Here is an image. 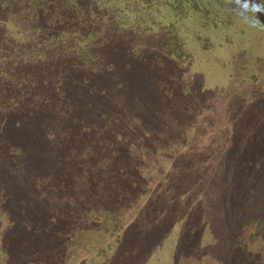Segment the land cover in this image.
<instances>
[{"label": "rangeland", "instance_id": "374dc122", "mask_svg": "<svg viewBox=\"0 0 264 264\" xmlns=\"http://www.w3.org/2000/svg\"><path fill=\"white\" fill-rule=\"evenodd\" d=\"M16 16L3 21L0 43L4 49L12 50V43L17 42ZM208 38L202 44L188 43L177 60L160 58L163 74L175 78L174 84L167 82L164 91L171 92L173 85L183 92L196 91L190 96L198 99L196 111L187 101L180 106L168 102L170 107L156 104L152 74L161 76V69L144 48L141 51L134 45L132 54L121 55L120 61L128 60L116 65L118 80L127 88L120 97L87 96L85 93L92 92L85 90L88 80L74 93L80 103L74 100L67 111L48 113L35 107L25 118L10 119L0 130V142L14 148V155L1 160L7 165L0 164V257L4 251L15 255L28 245L40 258L45 256L44 262L49 255L62 264H140L152 260L151 251L138 248L131 252L127 247L118 255L121 237L112 255L103 256L106 242L116 234L124 236L131 248L138 246L135 240L144 239L141 217L133 205L126 208L123 202L126 191L139 193L141 200L136 202L140 208L146 206L154 212L151 205H156L161 217L169 220L172 207L165 204L161 208L162 201L168 199L164 196L161 201L156 195L164 190L163 185L172 184L170 189L175 192L169 199L183 202L187 180L196 183L192 180L195 177L203 181L215 177L216 181L199 182L204 207L195 210L192 217L209 214L205 200L208 203L214 195L220 197L222 209L230 207L223 211L225 218L239 222L243 199L245 205L253 202L257 206L255 219L264 218V27H247L238 35H223L219 42ZM151 47L154 52L156 46ZM116 78L117 74L103 80L113 86ZM130 85L140 89L131 91ZM232 85L234 89L239 86V96H235L247 106L245 111L241 108L246 113L242 116L247 115V131L244 124L242 129L236 127L239 134L247 136L245 149L236 134H220L210 141L208 134H199L206 121L209 130L221 125L213 120V110L220 94L225 98L232 95L228 92ZM149 95L153 99L147 102ZM102 97L116 104H104ZM251 124L254 129L248 128ZM241 160L246 166H241ZM223 180L229 183L228 190L222 189ZM216 203L213 199L211 207ZM250 214L242 215L244 224L230 227V244L223 243L229 258L225 264L247 263L252 257L258 259L253 264H262L258 256L264 251V221H248ZM109 230L113 234H108Z\"/></svg>", "mask_w": 264, "mask_h": 264}, {"label": "trees", "instance_id": "16d2710c", "mask_svg": "<svg viewBox=\"0 0 264 264\" xmlns=\"http://www.w3.org/2000/svg\"><path fill=\"white\" fill-rule=\"evenodd\" d=\"M233 7L228 0H0V30L3 21L16 14V23L14 22L13 26L19 33L15 38L17 42L10 40L14 41L12 50L4 49L0 43V130L13 116L16 119L17 116L25 118L35 107L48 113L67 111L74 100L77 99V103H80L79 98L74 99V93L88 80L90 83L84 84L85 90L90 89L92 92L85 93L87 96L105 94L112 99H115V96L120 97L127 88L123 85L124 82L118 80L116 65L128 60L122 58L120 61L121 55L132 54L134 45L138 46L139 50L142 49L141 51L144 48L145 53L153 57L154 65L163 69L164 64L161 65L160 58L177 60L186 50L188 43L202 44L208 37H212L214 42H219L223 35H238L247 26L240 22L232 11ZM260 11L257 26L264 27V9ZM151 46H156L158 50L155 48L153 52ZM162 69L161 76L152 74V84L155 88L153 93L157 92L156 104L170 107L168 102L180 106V103L187 101L192 103L191 107L196 111L199 107L198 99L192 100L190 97L196 94V91L183 92L175 89L176 85H173L171 92H165L167 82L170 81L169 84L172 85L175 78L163 74ZM116 74L113 86L110 82L111 88L103 79H113ZM236 86L234 89L232 85L228 90L234 96L238 95L240 90L239 86ZM108 88L112 89V93ZM128 89L138 91L140 88L139 85H130ZM150 95L151 100L147 102L153 99ZM232 95L225 98L224 94H220L219 101L215 104L217 107L213 110V120L221 125L209 130L206 129V121L199 134H208V141L220 134H236L245 149L247 136L242 132L239 134L236 127L242 129L244 124L247 131V123H244L247 115L242 116L246 113L241 111V108L247 110V106L242 104L239 95L234 99ZM110 98L102 97L103 103L116 104L111 102ZM88 101L90 103V97ZM156 104L154 106H158ZM117 105L120 108L124 106ZM171 110L174 111L175 108L171 107ZM199 128L200 125L198 131ZM248 128L254 129L252 124ZM13 150V146L0 142L1 166L7 165L1 160L4 156L14 155ZM241 166H246L244 160H241ZM242 168L247 172L245 167ZM192 180L198 182L187 180L189 188L181 194L183 202L169 199L175 192L170 189L172 184L163 185L164 190L156 195L158 200L162 201L164 196L168 199L166 203L162 201L164 205L161 208L165 207V204H168L169 208L172 207L173 217L169 220L161 217L160 208L157 209L156 205H151L156 208L154 212H149L146 206L140 208V203L137 204L141 200L139 193L127 190L123 202L126 208L133 205V210L141 217L140 230L144 239L141 242L135 240L138 246L131 248L124 236L116 234L106 242L103 256L112 255L110 252L121 237L119 242L122 248L117 251L118 255L126 252L127 247H130L131 252L138 248L137 251L141 249L153 253L152 260L146 259L140 264L227 263L229 258L224 253L223 243H227L226 246L230 244L232 237L227 238L230 235V227L239 226L238 223L243 221L242 215L246 217L249 211L252 214L248 221L262 222L264 218L255 219L257 206L253 202L245 205L244 199L239 204V222L225 218L224 212L230 207L226 205L222 209L220 197L214 195L210 196L208 203L207 199L205 200L207 208L211 209L209 214L204 212L202 217H192L195 210L199 211L200 206L204 207L201 182L213 184L216 178L203 181L195 177ZM221 186L225 187L222 189L228 190L229 183L223 180ZM194 196L197 198L195 201L191 199ZM137 198L139 200L136 202ZM213 199H216L217 203L211 207ZM231 211L234 212L235 208ZM108 234L113 232L109 230ZM29 247H20V251L15 255L4 251L0 264H62L51 255L48 260L45 259L47 262H44L45 256L40 258L41 255ZM115 249L117 250V247ZM258 258L259 263L264 264V251ZM89 260L94 261L93 258ZM257 260L252 257L247 263L236 264H253L258 263Z\"/></svg>", "mask_w": 264, "mask_h": 264}, {"label": "clouds", "instance_id": "9594fccd", "mask_svg": "<svg viewBox=\"0 0 264 264\" xmlns=\"http://www.w3.org/2000/svg\"><path fill=\"white\" fill-rule=\"evenodd\" d=\"M234 7L232 11L239 18L240 22L249 29L257 27V17L261 15V9H264V2L258 0H228Z\"/></svg>", "mask_w": 264, "mask_h": 264}]
</instances>
